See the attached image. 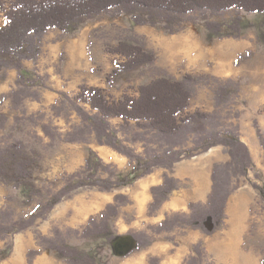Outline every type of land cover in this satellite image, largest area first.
I'll return each mask as SVG.
<instances>
[{"label":"trees","instance_id":"16d2710c","mask_svg":"<svg viewBox=\"0 0 264 264\" xmlns=\"http://www.w3.org/2000/svg\"><path fill=\"white\" fill-rule=\"evenodd\" d=\"M236 9L238 11L228 20H216L215 16ZM0 10L5 11L7 23L0 28V74L8 67L19 70L18 88L12 95L13 106L20 107L24 99L33 96L38 99L39 93L32 95L33 86L45 87L43 76L35 70L26 68L23 61L37 60L41 54L44 36L51 29L58 28L67 36L76 35L85 24L103 14L131 16L132 26L125 38L110 48V51L121 56V60L107 75V82L114 84L117 77L132 72L146 65H154L157 54L146 44L145 36L134 30L136 25L161 26L167 33L176 32L191 15L197 14L195 22L201 30H207L212 39L225 37H241L249 28L256 30V51L264 50V0H0ZM247 14L257 15V19L250 21ZM246 55V58L251 56ZM255 52V51H254ZM245 57V56H244ZM244 57H240L243 59ZM239 62V60H238ZM213 79L217 83L215 98L216 105L226 103L239 91L240 81L227 79L221 81L215 76L194 75L186 73L181 79L167 74H161L148 83L141 84L138 95L125 93L122 98L110 99L106 89L100 86L81 85L77 97L91 104L95 113L90 115L83 112L86 122L80 131L69 132L65 141H87V130L96 131L98 141L114 146L128 154L134 162L127 171H119L113 164L105 163L92 148L87 149L86 164L81 169L67 174L65 183L57 194L51 195L44 204L39 203L29 216L14 219L10 213L2 218L4 210L0 209V238H5L16 232L25 230L47 218L49 212L61 200L71 197L76 191L87 187H98L112 190L134 183L138 178L149 173L154 165H149V159L134 156L130 150L122 145L117 132L110 127L108 119L122 117L125 122L135 121L142 128L157 131L166 139L196 131L202 135L208 133L205 121L213 114L211 112L195 110L188 111L193 97V87L202 80ZM3 98V96H2ZM5 115L1 114L0 119ZM258 136L264 146V133L257 119L254 120ZM92 131V130H91ZM213 139L207 148L223 143L229 148L231 159L224 164H216L213 171V189L206 204L191 203L190 216L176 214L160 224V229L172 228L176 225L200 227L207 233H212L223 226L225 207L229 195L237 188L238 183L230 185L233 176H247L254 169L248 145L234 131L213 132ZM39 159V150L23 139H16L3 149H0V180L16 191V197L22 204L34 201L41 192L32 176V168ZM239 168V170H237ZM237 170V171H236ZM239 174V175H238ZM259 199L264 202V182H254ZM173 177L166 176L163 185L154 187L155 200L151 211L158 208L170 191L177 188ZM125 202L126 197L118 195L116 202ZM118 204H112L100 215L101 222L92 217L90 224L83 229L84 238L102 236L105 244H110L116 235L112 232L111 218L117 214ZM11 220L9 225L5 222ZM212 221L209 229L207 222ZM61 231L56 230V236L49 238L37 234L40 249L30 250L29 264L42 248L57 251L61 257L71 264H104L99 262L98 254L87 249L61 241ZM138 248L146 243L138 239ZM100 245V244H99ZM12 244H8L2 251V256L11 253ZM196 255L189 258L187 264H199L205 257L202 244L195 247ZM156 259H152L154 264Z\"/></svg>","mask_w":264,"mask_h":264},{"label":"crops","instance_id":"0c3cea01","mask_svg":"<svg viewBox=\"0 0 264 264\" xmlns=\"http://www.w3.org/2000/svg\"><path fill=\"white\" fill-rule=\"evenodd\" d=\"M6 23L5 11L0 10V28ZM94 27L92 20L88 21L81 32L75 36H67L58 28L51 29L56 30V33L48 36L50 30L43 40L48 42L46 49L50 50L52 64L46 65L45 58L38 62L32 59L23 61L26 68L35 69L39 74H49L50 81L52 84L55 83V86L49 83L38 89L40 98H34L35 100L32 101L24 100L28 113L44 111L62 93L73 89L79 90V85H82L94 66L89 48L90 33ZM135 29L145 34L153 31L152 26L145 24L136 25ZM189 32L193 34L197 43L190 45V36H186L189 42H183L178 46L184 51L198 49L196 57L200 59L198 61L200 62L205 57L203 50H200L203 48L202 43L194 31L187 33ZM56 35L58 38L53 37ZM243 36L225 37L223 38L225 46L221 50H211L213 58L217 59L214 67L198 62H195L194 66L220 79H248V86L243 84V93L256 98L258 102L251 107L252 115L244 124L246 132L241 133V139L248 145L256 168L264 173V146L254 124V120L257 119L264 131V114L259 112L264 103V56H259L261 53H255L253 57L240 60L241 54L256 48V32L251 34L253 40L244 39ZM62 51L66 53V60L60 66L61 71L57 72L56 66ZM219 52L222 53L221 57L218 56ZM218 60H221L219 64H217ZM3 72L5 76L0 74V111L5 113L9 105H13L11 93L18 88L19 70L16 67H8ZM212 109L214 105L211 111ZM45 140L50 142V139ZM89 147L95 150L104 162L113 164L119 171H127L132 167V161L127 154L112 145L100 143L97 139L93 141L64 140L56 143L50 153L42 158L40 167L34 164L32 171L36 184L60 178L84 167ZM229 159L230 155L225 145L216 144L207 151L176 160L171 167L156 166L129 185L112 190H103L98 187L82 188L71 197L59 201L47 218L38 222L36 227L0 238V264H29V251L40 249L38 233L54 238L56 230L61 233L63 230H72L80 234L78 239L80 242L85 239L81 236V232L90 224L92 217H96L97 221L101 222L100 215L109 205L116 203L118 204L117 214L110 220L112 232L116 238L121 235H132L136 245L123 256L117 255L113 249L112 242L116 238L110 244L101 245L104 264H152V259H156L154 264H187L189 258L196 255L195 247L199 243L205 251V257L200 264H203L207 257L216 264H262L260 256L244 248L245 236L250 227V209L256 194V189L249 183L231 192L225 207L223 226L214 232L207 233L200 227L187 225L160 229V224L169 217L176 214L190 216L191 203L206 204L208 202L214 184V166L226 163ZM166 176L173 177L178 186L169 192L158 208L151 211V205L155 200L153 188L163 185ZM6 186L3 184V187H0V207L3 208L12 204L13 201L8 196L11 195L12 198V194L16 192L14 188ZM118 195L126 197V201L116 202ZM207 227L211 229L213 222L208 221ZM139 238L146 243L141 248H138ZM10 240L12 241L11 253L3 257L2 251ZM32 264L71 263L61 257L57 251L42 248L32 259Z\"/></svg>","mask_w":264,"mask_h":264},{"label":"rangeland","instance_id":"374dc122","mask_svg":"<svg viewBox=\"0 0 264 264\" xmlns=\"http://www.w3.org/2000/svg\"><path fill=\"white\" fill-rule=\"evenodd\" d=\"M6 1L9 2L11 0ZM237 13L238 11L236 9H231L224 14L215 16L214 19L228 20ZM242 14L246 15L247 19L250 21L257 19V15L255 14H247L243 11ZM195 17H197V14L191 15L190 20L184 22L174 33H167L161 26L145 24L152 26L153 28L152 32L145 34L138 32L134 26L133 28L137 33L145 36L147 46L156 52V63L154 65L140 67L132 72L124 73L122 76L116 78L114 84H109L107 82V75L113 70V68L116 67L118 61L122 58L119 54L111 52L110 48L116 46L120 39L125 38L128 33V29L132 26L131 16L128 14H120L116 16L103 14L96 19H93L92 22L95 27L90 33L89 48L91 61L94 66L92 67L90 73L86 76L82 85L104 86L110 99H119L122 98L125 93L138 95L141 84L148 83L161 74H167L176 79H181L186 73L194 75H208L209 77L212 76L211 74L202 72L197 66H194L195 62L200 60L196 57L199 52L198 49L192 48V51H184L182 47L178 46V44L181 45L183 42L189 41L190 45L197 43L193 34L191 32L187 33L192 30L196 33L198 39H200L203 47L200 50H203L205 55V57L198 63L207 64L209 67H214V64H216L217 59L213 58L211 50H221V48L225 46L224 39H212L207 30L203 31L199 28L195 22ZM81 30L78 33H80ZM255 32V28H249L243 34L244 36H242L244 39L253 40L251 34ZM55 33L56 30H51L48 33V36ZM185 33L187 34L182 36ZM186 36H190L189 41ZM53 37L58 38V35ZM62 37L64 38V34H62ZM46 43L48 42H44L43 40L41 54L35 61L38 62L42 58H45L46 65L49 66L52 64V56L50 50L46 49ZM250 51H253L251 52L250 57H253L255 53H261L259 56H264V50L256 51L255 48L247 50L241 54V57L245 56L243 59L241 58V60L246 59V55H249ZM221 55L222 53L219 52L218 56L221 57ZM65 60L66 53L62 51L60 53L59 63L56 66L57 72L61 71L60 66L65 62ZM219 61L221 60H218L217 64H219ZM40 75L43 76L45 86L49 83L52 84L49 74L40 73ZM220 80L225 81V79ZM239 81V91L234 94L229 101L219 106L216 105L215 98L217 83L213 79H204L200 83L194 85L193 97L188 111L193 112L199 109L213 114V117L205 121V124L208 127V133L205 135L196 131H189L170 140L166 139L155 130L138 126L135 121L125 122L121 117L109 118V125L117 132V136L122 141V145L126 149L130 150L134 156H141L149 159L148 164H155V167H171L176 160L182 157L207 151L209 149L207 146L218 140H215L210 136L213 132H226L228 130H234L240 137L242 132H246L244 124L248 117L252 115L251 107L256 104L258 100L254 97L246 96L243 93V84H247L248 86V79L245 78V80ZM52 85L55 86V83ZM38 89H40L39 86H33L29 90L30 93L34 95L35 93H39ZM80 90L81 84L79 85V90L73 89L62 93L60 97L44 111L40 110L34 113H28V108L24 102L18 108L13 105H9L5 113L0 111V115H5L4 119H0V149H3L16 139H23L28 144L35 145L38 148L39 159L35 164L40 167L42 165V158L46 157L50 153L52 147L56 143L64 141V139L68 137L69 132L80 131L85 125H90L86 122L82 113L86 112L93 115L95 110L92 109L90 103L77 97ZM24 100L32 101L35 99L33 96H28ZM212 105H214V109L211 111ZM259 112L264 114V103L261 105ZM69 128L70 130L68 131ZM87 131V141L98 140L95 130L90 128ZM46 138L50 139V142H47L45 140ZM225 147L226 151L230 155L229 148L226 145ZM131 161L134 162L132 159ZM237 170H239V168H237ZM66 175L67 174L60 178H53L51 180L40 182L39 185L37 184L38 187H40L41 192L35 197L34 201L28 204L20 203L14 190L15 193L12 194V198L11 195L8 196V198L13 201L12 204L5 208L0 207V209L4 210L2 218L7 216L6 213H10L14 219L29 216L39 203H46L51 195L58 193L65 183L64 177ZM254 182L261 184L264 182V173L258 170L256 165L247 176H233L230 185L234 186L238 183V188L246 183H249L252 186ZM3 184L13 188L0 180V187H3ZM255 193L254 201L252 202L250 209V227L245 236L244 248L249 249L257 256H260L261 263L264 264V202L259 199L257 190H255ZM31 208H33V210ZM9 223H11V220L5 222L6 225H9ZM31 227L36 226L34 225ZM60 236L62 238L61 241L63 242H68L71 245L95 252L98 254L99 262L104 263L105 259L103 256V249L101 247V245L105 244L103 237L101 238L100 236H95L92 238L82 239L78 242L80 234L72 230H63ZM8 244H12V241L10 240L7 245ZM203 264L216 263L212 261L210 257H207Z\"/></svg>","mask_w":264,"mask_h":264},{"label":"water","instance_id":"95a60500","mask_svg":"<svg viewBox=\"0 0 264 264\" xmlns=\"http://www.w3.org/2000/svg\"><path fill=\"white\" fill-rule=\"evenodd\" d=\"M135 243L132 235H121L112 242V246L117 255L123 256L135 248Z\"/></svg>","mask_w":264,"mask_h":264},{"label":"bare ground","instance_id":"6f19581e","mask_svg":"<svg viewBox=\"0 0 264 264\" xmlns=\"http://www.w3.org/2000/svg\"><path fill=\"white\" fill-rule=\"evenodd\" d=\"M194 37V36H193ZM234 248V247H233Z\"/></svg>","mask_w":264,"mask_h":264}]
</instances>
